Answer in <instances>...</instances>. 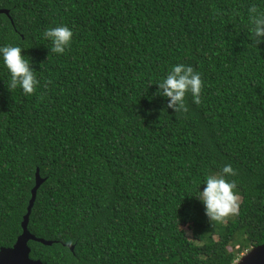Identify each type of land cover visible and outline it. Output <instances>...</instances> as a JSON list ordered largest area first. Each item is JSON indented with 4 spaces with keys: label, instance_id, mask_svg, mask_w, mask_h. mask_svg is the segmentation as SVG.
Segmentation results:
<instances>
[{
    "label": "trees",
    "instance_id": "1",
    "mask_svg": "<svg viewBox=\"0 0 264 264\" xmlns=\"http://www.w3.org/2000/svg\"><path fill=\"white\" fill-rule=\"evenodd\" d=\"M264 0H0V45L40 80L7 90L0 65V249L28 232L41 264H234L264 243ZM74 32L63 55L42 32ZM202 74L201 104L174 113L154 83L172 64ZM231 164L239 215L209 222L192 196ZM203 190V185L199 187ZM189 225L186 233L180 229ZM68 246H73L70 251Z\"/></svg>",
    "mask_w": 264,
    "mask_h": 264
},
{
    "label": "clouds",
    "instance_id": "2",
    "mask_svg": "<svg viewBox=\"0 0 264 264\" xmlns=\"http://www.w3.org/2000/svg\"><path fill=\"white\" fill-rule=\"evenodd\" d=\"M248 33L250 46L255 47L264 44V11L252 6L248 9ZM50 47L48 53L56 56L63 55L70 49L74 32L67 26L58 24L46 28L42 34ZM22 47L13 44L0 45V65L7 71L9 92L19 89L25 96L33 95L40 80L29 58L22 55ZM155 96L164 98L166 108L175 114L187 111L186 100L190 96L192 103L201 104L204 81L201 72L195 70L192 65L175 63L167 72L157 80ZM236 171L231 164L223 165L219 171L205 175L197 187L194 197L203 207V214L209 222L224 223L229 218L239 215L240 203L237 184L231 179ZM203 185V190L199 187ZM187 233V232H186Z\"/></svg>",
    "mask_w": 264,
    "mask_h": 264
},
{
    "label": "water",
    "instance_id": "3",
    "mask_svg": "<svg viewBox=\"0 0 264 264\" xmlns=\"http://www.w3.org/2000/svg\"><path fill=\"white\" fill-rule=\"evenodd\" d=\"M0 14L8 15V11L0 10ZM43 179L40 178L38 170L35 173L34 187L31 190V198L29 200L26 214L23 216L21 222V234L17 237L15 243L10 248L0 249V264H41L39 260L31 259L30 248L28 242L33 241L40 243L44 246H51L52 243L39 239L31 235L27 230V224L29 215L33 207L36 192L40 185L43 183ZM70 251H73V246H68ZM234 264H264V243L255 247H252L244 255H242Z\"/></svg>",
    "mask_w": 264,
    "mask_h": 264
},
{
    "label": "rangeland",
    "instance_id": "4",
    "mask_svg": "<svg viewBox=\"0 0 264 264\" xmlns=\"http://www.w3.org/2000/svg\"><path fill=\"white\" fill-rule=\"evenodd\" d=\"M180 229L183 230V231H185V232H187V233L191 230V228H190L189 225H182V226H180Z\"/></svg>",
    "mask_w": 264,
    "mask_h": 264
}]
</instances>
